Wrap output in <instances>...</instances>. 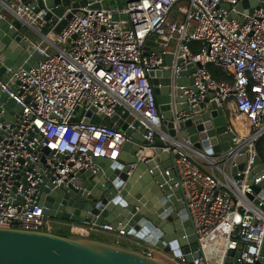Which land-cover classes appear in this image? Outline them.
Returning a JSON list of instances; mask_svg holds the SVG:
<instances>
[{"label": "built area", "instance_id": "2783aa9c", "mask_svg": "<svg viewBox=\"0 0 264 264\" xmlns=\"http://www.w3.org/2000/svg\"><path fill=\"white\" fill-rule=\"evenodd\" d=\"M1 2L40 35L33 45L43 57L29 70L7 67L8 80L0 76V93L16 103L0 102V227L46 230V220L56 223L43 213L41 186H68L78 171L94 168V157L117 160L130 138L106 124L115 115L147 128L146 144L138 154L146 161L155 138L167 136L158 123L160 110L149 72L168 69L172 107L187 96L191 110H174L176 123L193 117L214 92L211 100L223 109L233 102L252 130L247 139L235 136L239 148L220 154L194 147L189 137L172 143L178 153L174 186L183 191L199 241L201 256L195 262L228 264L229 252L242 244L238 264H264L259 262L264 199L257 204L248 196L256 141L264 134V7L240 19L233 17L240 0H124V6L116 8L89 3L57 33L46 19L47 10L34 12L19 0ZM181 3L186 4L185 19L171 22L174 7ZM151 38L164 41L163 46L152 45ZM193 41L199 42L197 52ZM167 55L171 65H164ZM209 63L231 80H217ZM182 70L193 78V86L177 83ZM179 88L183 94H177ZM92 109L101 116L100 123L83 119ZM244 142L247 149L242 151ZM244 153L246 166L234 173L235 164L228 160ZM68 223L69 234L79 237L117 231L110 224ZM169 260L188 264L184 255Z\"/></svg>", "mask_w": 264, "mask_h": 264}, {"label": "water", "instance_id": "95a60500", "mask_svg": "<svg viewBox=\"0 0 264 264\" xmlns=\"http://www.w3.org/2000/svg\"><path fill=\"white\" fill-rule=\"evenodd\" d=\"M19 1L29 5L34 12L47 10L46 19L56 25L54 30L57 33L63 30L74 13L84 12L82 8L89 3H93L94 8L103 3V0ZM260 7H264V0H240L233 17L243 19L242 14H253ZM68 8L71 10L67 11ZM4 9L0 0V76L4 75L8 80L7 67L29 70L43 55L33 45L36 30L24 24L15 11L8 10L10 16H7ZM113 18L119 19V14L113 13ZM170 59L171 55H167L164 65H171ZM170 73L168 69L149 72L160 110L158 123L167 136L155 138V149L148 152L146 161L139 160L138 154L146 144L147 128L139 127L138 122L130 125L115 115L106 124L125 132L130 138L117 160L94 157V168L78 171L68 186L53 189L50 182L41 186V205L46 216L56 221L110 224L117 231L123 230V235L147 244L151 252L92 236L0 227V264H173L169 258L159 257L157 252L168 257L184 255L188 264H196L195 259L201 256L199 241L190 210L182 200L183 191L174 186L178 153L173 152L172 143L189 137L194 147L209 154H220L237 146L234 141L236 133L231 128L229 115L211 100L215 97L214 92L196 107L193 117L176 123L174 110H191L186 103L187 96L179 100L183 104H177L175 109L172 107ZM187 73L182 70L177 83L193 86V78L188 79ZM193 89L197 91V88ZM177 94H183V90L179 88ZM0 102L5 106L16 105L14 99H7L2 93ZM82 115L83 111H80L79 116ZM83 119L95 123L102 121L94 109L86 112ZM246 143L240 145L242 151L247 149ZM247 159L248 154L244 153L228 161L235 164L232 170L236 173L245 168ZM252 166L248 177L252 192L248 196L259 204L264 199V163L258 155ZM167 168H171L169 175L165 174ZM261 206L264 209V203ZM243 249L240 244L236 250H231L227 263L238 264ZM259 262H264V243Z\"/></svg>", "mask_w": 264, "mask_h": 264}, {"label": "crops", "instance_id": "0c3cea01", "mask_svg": "<svg viewBox=\"0 0 264 264\" xmlns=\"http://www.w3.org/2000/svg\"><path fill=\"white\" fill-rule=\"evenodd\" d=\"M179 7L180 6L178 4H177V6L174 7V9L171 13V18H170L171 22H181L185 19V13L182 12L179 9ZM37 35H39V34L37 33ZM149 42L152 45H156V46L160 45L161 46L164 41L157 39V38H151L149 40ZM224 110L230 117V122H231L230 125H231L232 130H234V132L236 133V135L243 138V140L249 138V136H251L252 130H251L250 126L245 122V119L241 115L238 114V112L235 109L233 102L229 101ZM204 169L211 171V168L207 167V166ZM229 172L231 173V171H229ZM68 222H71V221H65V220H57L56 221V223L62 224L63 226L65 225L69 229V227H68L69 223ZM92 237L102 239V240L111 241V242H120V243H123L129 247L139 248L142 250L144 249V251L145 250H148V251L151 250L148 248L147 244L143 243L142 241L135 239L129 235H119L118 231L100 230V231L94 232L92 234ZM157 254L159 257H161L163 259L169 258L168 255L163 254L161 252H157Z\"/></svg>", "mask_w": 264, "mask_h": 264}, {"label": "rangeland", "instance_id": "374dc122", "mask_svg": "<svg viewBox=\"0 0 264 264\" xmlns=\"http://www.w3.org/2000/svg\"><path fill=\"white\" fill-rule=\"evenodd\" d=\"M8 2L10 4H14L15 0H8ZM125 2L124 0H103V6L104 7H107V8H116L117 6H124ZM180 7L179 9L185 13V10H186V4L185 3H181V4H178ZM177 6V5H176ZM3 12L7 15V16H10V12L5 8L3 10ZM124 18H126L124 16ZM48 30H44V32H47ZM40 36L35 34L34 37H33V40L35 42H38L40 39ZM46 230H49V231H56V232H67L69 234V229L64 225L62 224H59V223H55V222H50L48 220H46L45 222V225L43 226ZM144 250V249H143ZM150 251V250H149Z\"/></svg>", "mask_w": 264, "mask_h": 264}, {"label": "trees", "instance_id": "16d2710c", "mask_svg": "<svg viewBox=\"0 0 264 264\" xmlns=\"http://www.w3.org/2000/svg\"><path fill=\"white\" fill-rule=\"evenodd\" d=\"M44 30H48V26L44 28ZM191 47L194 51H198L200 46H199V42L197 41H193L191 43ZM209 71L212 73V75L219 81L222 80H231L229 76H227L221 68L217 67L216 65H214L213 63H209L207 65ZM256 150H257V155L260 157L261 161L264 163V134L262 136H260L257 141H256ZM56 232V231H54ZM57 233H61V234H68L67 232H57Z\"/></svg>", "mask_w": 264, "mask_h": 264}]
</instances>
